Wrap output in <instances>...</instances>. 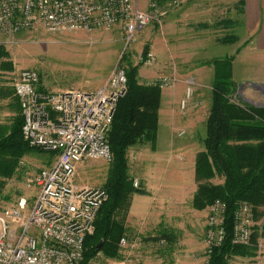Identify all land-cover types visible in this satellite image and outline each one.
Wrapping results in <instances>:
<instances>
[{
    "label": "built area",
    "instance_id": "1",
    "mask_svg": "<svg viewBox=\"0 0 264 264\" xmlns=\"http://www.w3.org/2000/svg\"><path fill=\"white\" fill-rule=\"evenodd\" d=\"M164 15L160 9L141 10L138 0H0V35L12 39L40 28L54 35L92 33L120 25L131 44L138 33ZM152 60L150 53L147 62ZM174 81L164 79L162 86ZM188 83L187 97L181 103L183 111L193 93L194 82ZM127 84L125 68L116 69L94 91L39 90L37 71L19 73L14 91L24 117L23 140L31 148L53 153L55 160L36 176L39 192L31 208L21 198L0 211V264L83 263L85 241L95 233L96 219L108 194L104 188L78 185L75 177L85 161H112L108 134ZM139 185L135 179L134 187ZM226 213L225 202L216 200L211 205L205 234L208 260L226 242ZM253 219L252 207L240 204L234 215L233 245L251 246ZM136 243L125 235L120 250L132 249ZM165 244L161 241L160 246Z\"/></svg>",
    "mask_w": 264,
    "mask_h": 264
},
{
    "label": "rangeland",
    "instance_id": "2",
    "mask_svg": "<svg viewBox=\"0 0 264 264\" xmlns=\"http://www.w3.org/2000/svg\"><path fill=\"white\" fill-rule=\"evenodd\" d=\"M158 3L157 0H138L141 10L149 12L160 9L165 15L138 33L136 41L131 44L127 43L126 34L120 25L92 33L54 35L40 28L22 32L12 39L0 35V46L9 54L8 58L3 59L8 70H0L1 91L13 93L10 88H14L19 73L26 69L37 71L41 84L49 90L94 91L103 86L116 69H127L129 62L137 68L140 84L161 89V121L165 123L168 116H172L170 135L182 150L176 156V161L186 163L189 157L194 160L204 148L202 140L212 104L215 70L209 61L233 56L237 73L236 76L233 74V82L237 89L231 101L256 108H264V64L251 42H244L245 38L240 33L235 36V43L224 46L219 43V39L225 38L222 28L209 25L196 29L185 25L187 21L180 18V11L186 9L187 0H162V4ZM205 15L210 16L211 12ZM187 48L189 54L183 56ZM150 53L153 54V60L147 62ZM243 63L247 64L244 66ZM164 79L175 81L163 87ZM190 80L194 82L191 85L193 93L187 102L188 107L183 111L181 103L187 97ZM181 132L185 134L179 136ZM148 146L142 145L129 151V172L134 180L142 173L141 165L148 160L145 148ZM45 152L24 156L20 161L19 174L2 180L3 196L6 198L0 200V211L16 205L21 198L27 200L29 208L33 206L39 192L35 178L55 160L54 154ZM112 162L113 159L110 162L85 161L78 167L76 183L84 187L104 188ZM214 183L222 184L223 179H215ZM190 204L187 219L177 224L183 230L184 237H180L173 246L172 258L162 259L160 264H209L205 234L211 205L199 210L193 207L192 202ZM256 253L259 258L257 261L264 264V239H259ZM90 264L120 263L118 259L106 258L100 253Z\"/></svg>",
    "mask_w": 264,
    "mask_h": 264
},
{
    "label": "trees",
    "instance_id": "3",
    "mask_svg": "<svg viewBox=\"0 0 264 264\" xmlns=\"http://www.w3.org/2000/svg\"><path fill=\"white\" fill-rule=\"evenodd\" d=\"M157 1L162 4V0ZM8 56L6 49L0 46L2 71L9 68L3 63ZM232 63L233 58L209 61L215 70L212 104L202 140L204 148L195 161L198 189L193 207L205 209L216 200L227 204V239L222 247L213 251L209 264H229L230 257L234 255L256 257L259 239H264V223L253 227L249 247L235 246L231 239L234 215L240 204L247 203L253 208L254 219L264 217V108L231 101L237 89L233 82ZM126 75L127 92L118 101L108 134L113 154L109 177L104 185L108 200L98 213L94 235L85 241L82 264H90L100 253L106 258H120L119 244L126 235L125 221L132 197L147 194L140 185L139 188L134 187L128 154L134 147L146 144L155 147L162 92L157 86L140 84L137 68L129 62ZM1 90L0 99L13 94ZM23 125L21 111L9 126L0 123V200L6 198L2 180L19 174L21 159L30 154L46 153L31 148L23 140ZM218 178L223 179L222 184L214 183ZM100 243L102 246L97 250Z\"/></svg>",
    "mask_w": 264,
    "mask_h": 264
},
{
    "label": "crops",
    "instance_id": "4",
    "mask_svg": "<svg viewBox=\"0 0 264 264\" xmlns=\"http://www.w3.org/2000/svg\"><path fill=\"white\" fill-rule=\"evenodd\" d=\"M163 1L165 2V0ZM214 1L216 2L214 3ZM214 1L210 4L211 0H187L188 3L185 4L187 7L180 11L182 14L180 18L187 21L185 25L196 29L207 28L209 25L222 28L221 31L225 32V38L219 39V43L224 46L235 43V36L240 33L245 38L244 42H251L253 49L260 54L264 64V0ZM214 4L218 5L214 6ZM208 12H211L210 16L205 15ZM176 20L179 21L178 17ZM188 51V48L185 49L183 56L189 54ZM202 58L207 57L203 56ZM227 58L234 57L227 56ZM243 64L245 66L247 63ZM232 67L233 74L236 76L235 59ZM12 87L10 88L13 92L12 96L0 99L1 124L10 125L17 113L21 111ZM4 89L7 87L4 86ZM45 89L48 88L42 84L39 86V90ZM66 90L57 88L49 91ZM171 117L169 115L164 123L161 121L160 113L155 147L152 148L150 144L145 147L148 151V160L141 165L142 173L136 178L140 180L141 189L147 194H135L132 197L125 221L126 235L132 241L135 239L137 243L134 248L120 252L118 259L120 264H160V260L164 259L163 261H165L172 258L173 246L180 237H184L183 230L177 227V224L187 219L188 207L191 205L190 202L193 205V199L197 192L196 157L194 160L189 157L186 163L176 161V156L182 150L176 146L177 144L173 142L174 139L170 135L173 121ZM189 154L187 153V155ZM263 223L264 217L258 218L257 216L253 226H261ZM161 241L166 242L165 247L160 246ZM257 259L259 258L234 255L230 257L229 264H260Z\"/></svg>",
    "mask_w": 264,
    "mask_h": 264
},
{
    "label": "water",
    "instance_id": "5",
    "mask_svg": "<svg viewBox=\"0 0 264 264\" xmlns=\"http://www.w3.org/2000/svg\"><path fill=\"white\" fill-rule=\"evenodd\" d=\"M102 244L100 243L98 246H97V250H99L101 248Z\"/></svg>",
    "mask_w": 264,
    "mask_h": 264
}]
</instances>
